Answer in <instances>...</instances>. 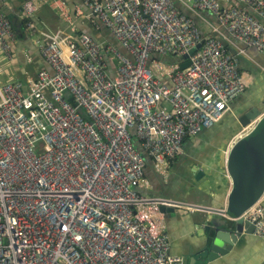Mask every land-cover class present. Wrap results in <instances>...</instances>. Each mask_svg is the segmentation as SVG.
Masks as SVG:
<instances>
[{"label":"built area","instance_id":"built-area-1","mask_svg":"<svg viewBox=\"0 0 264 264\" xmlns=\"http://www.w3.org/2000/svg\"><path fill=\"white\" fill-rule=\"evenodd\" d=\"M82 1L125 53L73 31L60 0L66 28L39 24L38 0H22L18 11L48 68L0 75V264H188L170 252L160 209L182 203L138 190L144 154L163 168L245 90L225 40L264 54V0ZM179 3L211 11L212 35ZM16 41L0 9V60L16 61ZM243 216L264 238L260 205Z\"/></svg>","mask_w":264,"mask_h":264},{"label":"crops","instance_id":"crops-1","mask_svg":"<svg viewBox=\"0 0 264 264\" xmlns=\"http://www.w3.org/2000/svg\"><path fill=\"white\" fill-rule=\"evenodd\" d=\"M40 7L36 19L45 29L56 30L66 28L65 22L53 0H38ZM63 2L70 16L72 29L77 32H85L93 37L103 34L108 37L109 31L92 23L91 18L86 16L87 8L82 0H60ZM230 6L232 0H222ZM22 0H4L0 2V9L6 14L19 16ZM42 3V4H41ZM181 10L193 17L203 35H212V25L216 23L214 14L209 10H201L198 14L193 13L184 4H178ZM83 13L77 15V11ZM97 27V28H96ZM94 34V35H93ZM113 37L112 35H110ZM18 41L16 50V61L0 63V70L8 69L5 80L23 77L27 71H23V63L30 64V72L34 74L38 68H46L37 47L28 38ZM100 39V38H99ZM230 39V38H229ZM116 42V40L112 39ZM24 43L31 46H25ZM225 44L232 54L238 57V66L242 72L245 90L237 96L230 104V108L223 117L212 126L203 128L202 131L182 142V151L173 158H167L163 168H157L153 159L144 154V167L140 193L150 197H163L176 200L182 204L221 208L226 205L227 194L231 188V180L225 169L226 157L231 144L245 134L250 128L252 121L246 127L238 124V117L252 106H258L264 110V55L252 47L244 45L235 40H225ZM243 52H240V50ZM30 57V61L27 60ZM31 57L42 63L35 67L31 64ZM166 60H173L166 57ZM36 68V69H35ZM19 74L18 76L15 74ZM15 76V77H14ZM237 135V136H236ZM233 140V141H232ZM201 192L207 195L198 194ZM264 211V194L256 202ZM169 208V207H167ZM222 219L220 214L202 209L180 206L173 211L164 212L166 230L170 240V252L176 255H185L188 264H191L192 253L204 241L207 233L206 226L212 227L218 220ZM195 264H264V238L258 235H246L245 240L234 245L226 254L212 261L198 260Z\"/></svg>","mask_w":264,"mask_h":264},{"label":"water","instance_id":"water-1","mask_svg":"<svg viewBox=\"0 0 264 264\" xmlns=\"http://www.w3.org/2000/svg\"><path fill=\"white\" fill-rule=\"evenodd\" d=\"M202 41L183 55L184 60L180 62V68L189 65V55L201 46ZM109 42L125 53L117 42L112 40ZM173 60L166 61L172 62ZM252 121L254 122L250 125L251 128L239 136L228 150L225 169L231 180V188L227 194L226 205L215 208L182 204L189 208L202 209L222 216V219L218 220L215 225L213 224L211 228L206 226L207 235L192 253L191 264H195L198 260L212 261L228 253L234 245L242 243L246 235L253 233L254 225L243 216V213L264 194V110L258 106H252L238 117L237 122L240 127H246ZM160 209L163 213L167 209L173 211V208L160 207Z\"/></svg>","mask_w":264,"mask_h":264},{"label":"trees","instance_id":"trees-1","mask_svg":"<svg viewBox=\"0 0 264 264\" xmlns=\"http://www.w3.org/2000/svg\"><path fill=\"white\" fill-rule=\"evenodd\" d=\"M178 7H179V5H178ZM180 8V7H179ZM181 9V8H180ZM7 15V17L11 20V22H12V25H13V29H14V32H15V36H16V39H17V41H16V47H15V51L16 50H18V41H22V40H25V39H27V37H26V34L23 32V26H22V23H21V20L18 18V16H16V15H13V14H11V15H9V14H6ZM194 19V18H193ZM195 20V19H194ZM91 21H93V19L91 18ZM195 22H196V20H195ZM97 31H98V33H99V31H101V28L99 27V29H97ZM202 34V33H201ZM94 35V34H93ZM100 35V39H98V38H96V39H98V40H101V39H103V40H108V41H110L111 39L109 38V37H105L102 33L101 34H99ZM95 38V37H94ZM41 56V55H40ZM42 58V57H41ZM169 58V57H168ZM27 60H28V57H27ZM42 60H43V58H42ZM44 61V60H43ZM31 64H33L35 67H37V65H39V66H41V62L39 61V63H36V64H34V59L31 57ZM43 65H45V62H44V64ZM46 67V66H45ZM36 69V68H35ZM39 69V68H38ZM134 144H135V147L138 149V150H140L141 151V146H140V144H139V141L137 140V139H134Z\"/></svg>","mask_w":264,"mask_h":264},{"label":"rangeland","instance_id":"rangeland-1","mask_svg":"<svg viewBox=\"0 0 264 264\" xmlns=\"http://www.w3.org/2000/svg\"><path fill=\"white\" fill-rule=\"evenodd\" d=\"M107 36H108L111 40L113 39V37H111L110 34L107 35ZM95 38H98V39H99L100 37L97 36V37H95ZM23 44H24L25 46H31V45L26 44V43H24V42H23ZM37 50H38V49H37ZM37 62H38V61H35L34 64H36ZM0 63H10V62H8V61H4V60H0ZM22 65H23V67H24V68H23V69H24L23 71H27L29 74H31L32 72H34L33 70H30V64H28L27 62H24ZM0 67H1V65H0ZM7 71H8L7 68H6L5 70H2V72H1V70H0V74H1L3 77H5V76H6V73H8ZM30 72H31V73H30ZM15 75L18 76L19 74L16 73ZM14 77H15V76H14ZM2 79H3V78H2ZM14 79H15V78H14ZM250 128H251V126H250ZM250 128H249V129H250ZM245 133H246V132H245ZM232 144H233V143H232ZM232 144H231V145H232ZM228 177H229V176H228ZM229 179H230V178H229ZM197 193H198V194L207 195V194H204V193H201V192H197Z\"/></svg>","mask_w":264,"mask_h":264},{"label":"bare ground","instance_id":"bare-ground-1","mask_svg":"<svg viewBox=\"0 0 264 264\" xmlns=\"http://www.w3.org/2000/svg\"><path fill=\"white\" fill-rule=\"evenodd\" d=\"M237 136V135H236ZM233 141V140H232Z\"/></svg>","mask_w":264,"mask_h":264}]
</instances>
